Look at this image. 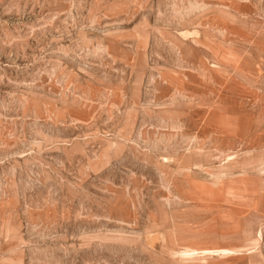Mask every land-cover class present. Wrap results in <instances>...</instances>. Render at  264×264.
Here are the masks:
<instances>
[{
    "label": "rangeland",
    "instance_id": "obj_1",
    "mask_svg": "<svg viewBox=\"0 0 264 264\" xmlns=\"http://www.w3.org/2000/svg\"><path fill=\"white\" fill-rule=\"evenodd\" d=\"M0 264H264V0H0Z\"/></svg>",
    "mask_w": 264,
    "mask_h": 264
}]
</instances>
